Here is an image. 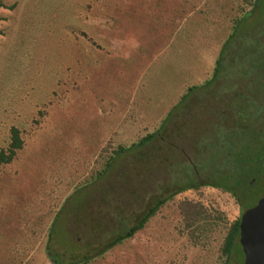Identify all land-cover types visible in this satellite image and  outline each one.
<instances>
[{"label":"rangeland","instance_id":"rangeland-1","mask_svg":"<svg viewBox=\"0 0 264 264\" xmlns=\"http://www.w3.org/2000/svg\"><path fill=\"white\" fill-rule=\"evenodd\" d=\"M253 1L226 8L234 24L220 32L212 18L195 28L179 5L166 22L154 0H0L16 5L0 7V148L11 126L24 141L0 169V264H52L45 252L57 212L49 247L68 263L189 180L197 186L89 264H225L221 246L243 208L207 183L239 153L251 163L264 148V0L255 12ZM204 54H216L207 70ZM151 132L91 180L118 146ZM260 196L264 182L249 204ZM184 201L200 204L211 223L185 228ZM241 252L226 264H243Z\"/></svg>","mask_w":264,"mask_h":264},{"label":"trees","instance_id":"trees-1","mask_svg":"<svg viewBox=\"0 0 264 264\" xmlns=\"http://www.w3.org/2000/svg\"><path fill=\"white\" fill-rule=\"evenodd\" d=\"M260 0H255L252 5V10H259L260 9ZM264 4V3H263ZM262 4V5H263ZM255 5V6H253ZM264 6V5H263ZM0 7L14 9L16 5L13 3L8 6L4 2H0ZM248 13V11L246 12ZM190 87L189 89H192ZM185 96L182 97L183 100ZM155 135V132L147 133L145 136L141 137L138 141L132 143L131 145L124 147L118 146L109 158L105 161L104 167L93 177L91 180L97 179L104 175L107 170L113 164L116 156L121 152H125L127 150H131L138 146L145 145L148 141H150ZM23 138L21 135V130L16 126H11L9 129V139L7 145L5 147L0 148V169L12 162L14 157L16 156L18 150H20L23 146ZM264 146V145H263ZM255 159L261 164L264 161V148L259 146L257 148ZM246 162V163H245ZM252 162V161H251ZM251 163L247 161V158L243 156V154L239 153V159L235 158L233 166L226 167L224 169H218L219 172L213 174L212 183L215 185H219L223 189L233 190L234 188L244 189L243 198L246 200L248 197L247 187L250 183V178L255 175L253 171H251ZM217 171V170H216ZM263 173V172H262ZM264 175H262L263 177ZM197 183L194 180H189L183 186L177 187L173 190L168 196H163L158 198L151 207H149L143 214L137 218L134 223L127 227L126 229L124 226H121L116 233L112 235V237L106 241L102 247L94 248L90 247L89 245L86 246V250L83 253H79L78 255L73 256V260L69 261L68 263L62 262L59 255H57L54 251H51L49 245L55 233H57V226L59 228V213L57 212L50 222L48 228V240L46 244V252L49 258V262L52 264H89L94 259L103 255L106 251L111 249L112 247L122 243L124 240L131 238L134 233L140 229H142L145 223L149 220L151 216L157 211V209L163 205L170 197L176 194L179 191H182L187 188L196 187ZM203 207L200 204L191 202V201H184L180 204V212L185 222L184 227L190 228L192 230L199 229L203 225L210 224V218H206L205 210L202 209ZM241 217L236 218L233 222L230 223L226 236L224 237L222 246H221V254L225 257V264L227 257L231 255L232 252H235L236 248H241L239 244L238 237H239V225H240ZM240 250V249H239ZM242 251V248H241ZM28 254V253H27ZM243 254V252H241ZM244 258V255H243ZM25 264H30L25 262Z\"/></svg>","mask_w":264,"mask_h":264},{"label":"crops","instance_id":"crops-1","mask_svg":"<svg viewBox=\"0 0 264 264\" xmlns=\"http://www.w3.org/2000/svg\"><path fill=\"white\" fill-rule=\"evenodd\" d=\"M235 3L237 5H239V0H237V1H235V0H217V1L216 0H200V5L205 6L206 9H205V11L204 10H198L197 12H194V10L193 11L190 10L191 9V5L189 4V2L187 3L186 0L179 1V4H178L179 5V9H178V5L173 6V4H171V1L170 0H154V8L156 9V12H158V13L159 12L160 13L162 12L161 17L166 22H169V21H167L168 19L172 20V17H174L173 11H175L176 9L180 10L181 13H188V14H190L191 19L195 23L194 25H196L195 28H200L201 26H204L205 25V22L208 19H211L212 18V19H214L216 21L219 20V23H221L222 26H219L216 29L217 30H220V32L221 31L224 32L231 24L232 25L234 24V19H232L233 18L232 17V13L230 12L231 10H228L226 8H229L230 9L232 6H234ZM217 4L223 6V8L226 11V13H223L222 14V12H224V11H222V12H216L214 9H215V7H216ZM166 9H167V11H166ZM218 15H220V16L222 15L223 18L221 20L218 19ZM183 17L184 16H181V18H183ZM224 22L227 23V24L223 25ZM178 28H180L179 25L177 27L176 26L173 27V29H176V30ZM232 29H234V26H233ZM232 29L230 31L231 33L228 34V37L232 36L231 40H233V37L235 35V30H232ZM193 32H194V30L191 31V32L190 31L188 32V34H187L188 35V38L193 35ZM222 33H220V34H222ZM168 38L169 39L172 38L171 37V32L169 33ZM203 38H206V37H203ZM189 40L190 39H187L188 43H190ZM197 40H199V36L197 37ZM207 45L209 46V43ZM215 55L216 54H214V55H211V54L205 55L204 54L203 55L201 66H202V68L204 70H207V69L211 68V66L207 65V62L208 61L212 62L215 59L214 58ZM186 86L187 85L184 84L182 86V89L183 88L185 89ZM190 87H194V86H190ZM190 87H187V89L190 90L189 89ZM183 96L184 95L181 96V98L179 100L180 102H184L185 101V98L183 100H181ZM127 97H129L130 103H134L135 100H136V99L132 98V94L131 93ZM121 107H124V106L122 105ZM98 108H100V107H98ZM121 109H123V108H121ZM124 124H125V122H124L123 116L120 117L114 123V125L117 126L116 128L118 130V133H122V126Z\"/></svg>","mask_w":264,"mask_h":264},{"label":"water","instance_id":"water-1","mask_svg":"<svg viewBox=\"0 0 264 264\" xmlns=\"http://www.w3.org/2000/svg\"><path fill=\"white\" fill-rule=\"evenodd\" d=\"M238 241L243 264H264V198L242 213Z\"/></svg>","mask_w":264,"mask_h":264},{"label":"flooded vegetation","instance_id":"flooded-vegetation-1","mask_svg":"<svg viewBox=\"0 0 264 264\" xmlns=\"http://www.w3.org/2000/svg\"><path fill=\"white\" fill-rule=\"evenodd\" d=\"M263 168H264V161H262L260 164L258 162V160L254 159V161L251 162V168L250 169H251V171H253V173L255 175H253L250 178L249 186L246 188L247 192H248V197L246 200L243 198L244 189L234 188L233 190H231V189L227 190V189L221 188L219 185H215L212 182H208L207 185L213 186L215 188L224 190L227 193H229L234 198V200H236L239 203L240 208H243V212H244L247 208L255 205L259 199L264 198L261 196L257 197V199L255 200V202L253 204L252 203L249 204V199L251 197L253 190L259 185L260 182H264V176L262 177V175H264V174L262 173V170H261Z\"/></svg>","mask_w":264,"mask_h":264}]
</instances>
